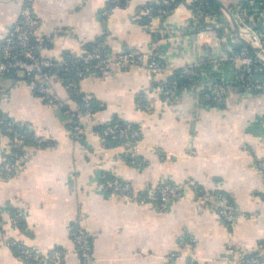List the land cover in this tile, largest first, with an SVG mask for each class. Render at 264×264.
<instances>
[{"label":"crops","instance_id":"0c3cea01","mask_svg":"<svg viewBox=\"0 0 264 264\" xmlns=\"http://www.w3.org/2000/svg\"><path fill=\"white\" fill-rule=\"evenodd\" d=\"M216 1L215 22L196 31L185 26L192 20L185 1L155 15L148 29L141 12L161 0H128L109 12L108 0H0V41L27 3L38 18L42 56L79 53L100 38L110 55L155 46L165 65L157 73L134 66L86 74L79 89L91 98V113L81 111L55 75L51 95L41 96L24 74H0V164L17 151L3 120L46 139L25 141L23 162L11 176L0 171V264H33L18 258L10 239L42 252L63 249L61 264H83L74 228L89 240L88 264H185L189 257L196 264H241L253 254L264 264V169L258 165L264 161V92L233 83L236 63L228 47L241 42L233 36L240 0ZM188 67L198 69L195 83L162 101L161 86ZM219 75L224 102L208 105L201 91ZM137 93L150 110L136 103ZM65 109L77 113L80 137L71 135ZM113 120L139 129L138 150L103 143L99 128ZM112 176L129 182L133 195L98 189V181ZM160 182L181 185L165 210L146 196ZM221 196L231 204L232 221L218 213ZM16 209L23 212L21 224L9 219Z\"/></svg>","mask_w":264,"mask_h":264},{"label":"built area","instance_id":"2783aa9c","mask_svg":"<svg viewBox=\"0 0 264 264\" xmlns=\"http://www.w3.org/2000/svg\"><path fill=\"white\" fill-rule=\"evenodd\" d=\"M120 1H124L126 5L128 3V0H108L112 5L107 7V11L119 8L118 3ZM162 1L167 4L175 0ZM184 1L190 5L188 7L192 11V20L187 21L185 26L196 31L210 29L206 25L215 22V15L206 10L208 7L207 0ZM161 12L165 11L161 10ZM236 12L238 15L237 29L239 37L257 47L263 54L261 52H252L242 42H239L242 45L238 49L228 47V57L234 59L236 63L233 83L248 92H264V0H240ZM141 13L148 15L144 26L151 29L154 17L150 14L149 9H145ZM139 17L138 15L137 18ZM202 23L205 25L201 26ZM37 25L38 18L35 16L32 6L25 3L20 10L18 18L0 41V74L12 75L23 72L29 86L41 96L51 95L49 93V85L51 78L55 75L64 82L70 97L76 100L80 99L78 103L83 113H91L90 97L86 94L82 95L79 89V80L86 74L90 72L106 74L114 68L126 69L134 66L145 67L152 73H157L165 68L160 52L155 46H151L147 51L130 47L117 55H110L103 41H93L79 53H70L59 58L42 56L39 53V47L43 43L41 44V40L35 37ZM232 34L228 35L231 36ZM235 39L238 40L239 38L235 36ZM196 70L198 71V69ZM59 72L63 73L64 77H60ZM188 72L190 70L185 71V74L189 75ZM188 78L190 81L192 80V77L189 76ZM195 81L192 83L194 84ZM178 88L176 79H172L168 84L161 86L162 101H171ZM226 90L225 79L222 75H219L210 90L201 91V98L208 105H222ZM135 99L139 106L150 110V105L145 103L141 93H137ZM58 105L63 107L64 104L58 102ZM65 111L71 119V135L76 138L80 137L83 133L79 126L77 113L68 109H65ZM3 125L8 132L14 134V145L18 149L13 155L14 157L8 158L0 164L2 174L5 177H9L23 162V154L20 148L23 147L26 139L37 144L46 142V139L32 135L26 129H18L10 119L3 120ZM99 133L104 144L108 140L115 145H130L134 150L139 149L140 131L129 122H107L99 130ZM258 165L264 169V161H259ZM186 185L193 189L195 193L202 194L203 192L194 182H186ZM96 186L109 194L133 195L130 183L117 176L98 181ZM180 192L181 185L160 182L146 196L155 201L161 209L165 210L169 201L178 197ZM221 201L222 206L218 207V213L227 221H232L234 213L232 212L231 204L225 196H221ZM22 218L23 212L16 209L9 219L12 223L17 224ZM71 237L83 264H88L90 245L87 237L80 228L72 229ZM182 242L189 245V242ZM8 244L17 247L18 258L25 263L40 264L45 261H51L54 264H61L65 256V251L60 248H52L47 252H42L36 247L26 245L16 239H10ZM185 264H196V262L193 257H189ZM241 264H261V260L257 255L253 254L244 257L241 260Z\"/></svg>","mask_w":264,"mask_h":264},{"label":"trees","instance_id":"16d2710c","mask_svg":"<svg viewBox=\"0 0 264 264\" xmlns=\"http://www.w3.org/2000/svg\"><path fill=\"white\" fill-rule=\"evenodd\" d=\"M180 2H183V0H175V1H173V2H170V3H163V1L161 0V3L159 4V5H154V4H149L148 6H146L145 8H147V9H149V11H150V14L154 17L155 15H158V14H168L178 3H180ZM207 2H208V7H207V11L209 12V13H216V12H218V2L216 1V0H207ZM112 4L111 3H107V7H109V6H111ZM118 6L119 7H125L126 6V3L124 2V1H120L119 3H118ZM153 6V8H151ZM188 6H190L189 4H188ZM150 7V8H149ZM161 10H163V11H165V12H161ZM142 20V22H143V24L145 23V21L148 19V15H142L141 17H140ZM205 24L204 23H202L201 24V26H204ZM198 28H200V27H198ZM217 33L218 34H220L221 35V33L219 32V31H217ZM94 41H101L100 40V38H96V39H94ZM93 42V41H92ZM240 45H242V43H238V44H234L233 45V47L235 48V49H238L239 48V46ZM70 53H68V54H65L64 56H67V55H69ZM193 69H194V71H193ZM195 69L196 68H193V67H191V68H189L188 67V70H191L190 72H188V74L189 75H187V74H185V71H188V70H185L184 72H182V71H178V72H176V73H174V75H173V77H172V79H176L177 80V84H178V86H180V85H182V84H191L194 80H197V78H198V73H196V71H195ZM59 74V76L60 77H64L63 76V73H61V72H59L58 73ZM192 77V80L190 81V79L188 78V77ZM171 79V80H172ZM37 93V92H36ZM82 95L84 94V93H82V92H80ZM77 102H79L80 101V99L78 98L77 100H76ZM90 105H91V112L93 111V105H92V102H91V98H90ZM74 113H75V111H74ZM113 121H120V122H123V121H121V120H113ZM105 125V124H104ZM16 127V126H15ZM103 126H101L100 128H99V130L102 128ZM27 130V129H26ZM28 131V130H27ZM30 133V132H29ZM26 141H29V140H27L26 139ZM107 143V145H110V144H112L110 141H106ZM35 143V142H34ZM45 143V142H44ZM37 144V143H36ZM40 144H43V143H40ZM39 144V145H40ZM113 145H115V144H113ZM16 150H18V149H16ZM199 188H201L200 186H198ZM202 189V188H201ZM22 223V221H20L18 224H21ZM88 239V238H87ZM89 241V240H88ZM11 247H12V249L13 250H15V254L18 256V249H17V247L15 246V245H10Z\"/></svg>","mask_w":264,"mask_h":264},{"label":"water","instance_id":"95a60500","mask_svg":"<svg viewBox=\"0 0 264 264\" xmlns=\"http://www.w3.org/2000/svg\"><path fill=\"white\" fill-rule=\"evenodd\" d=\"M233 33H234V35L236 37H238L241 40L242 43H244L246 46H248L251 49L252 52H261L263 54V52L262 51H259V49L257 47L253 46L251 43H249L245 39L239 37L237 26L234 27ZM20 73L21 74H24L23 72H20ZM240 89L242 90V88H240Z\"/></svg>","mask_w":264,"mask_h":264}]
</instances>
